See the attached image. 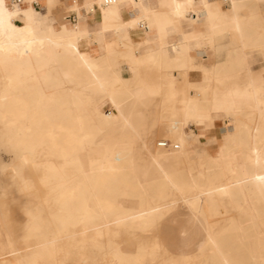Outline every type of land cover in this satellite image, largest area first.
<instances>
[{"label":"bare ground","instance_id":"1","mask_svg":"<svg viewBox=\"0 0 264 264\" xmlns=\"http://www.w3.org/2000/svg\"><path fill=\"white\" fill-rule=\"evenodd\" d=\"M41 1L47 11L55 5L51 0H0V199L22 200L28 221V228L6 229L8 240L0 232V264H66L68 252L80 242L92 253L77 264H145L147 257L163 264L155 252L162 243L158 235L151 236L166 213L160 201L179 184L190 183L199 186L188 200L189 221L203 224V236L197 239L200 231L183 228L180 253L164 264H196L193 259L206 253L209 258L201 264H264V236H258L264 231V137L250 130L248 141H238L241 129L228 132L229 146H222L206 167L172 171L176 159L188 154L187 121L199 118L204 135L215 116L202 107V98L178 97L177 77L166 84L159 77L122 81L130 79L122 74V63L128 72L161 69L167 58L176 70L186 69L185 60L196 54L190 41L200 34L182 31V41L168 40L170 30L181 29L184 21L189 29L209 25L213 45L227 35L242 41L258 20L242 16L246 2L227 0L226 7L211 9L209 0H167L157 10L145 6L147 0H70L66 19L56 27L36 7ZM188 2L194 16L183 9ZM135 8L141 14L125 19L126 10ZM129 25L140 27L130 32ZM154 27L158 46L150 47L147 31ZM135 36H146L147 47L133 49ZM66 80L95 94L102 91L93 117L86 110L88 98L66 91ZM47 85L60 87L61 97H47L41 89ZM224 100V95L214 99L217 104ZM159 101L171 105V122L146 128L141 107ZM178 104H183L181 113ZM155 127L171 145L158 141L155 147L146 138L148 160L140 164L130 139L145 137ZM55 156L64 164L58 166ZM221 160L233 173L217 183L212 177ZM231 200L247 203L248 218L219 232L209 229L217 213L212 203ZM8 215L1 207L0 219ZM120 228L129 229L128 236L101 241Z\"/></svg>","mask_w":264,"mask_h":264},{"label":"crops","instance_id":"2","mask_svg":"<svg viewBox=\"0 0 264 264\" xmlns=\"http://www.w3.org/2000/svg\"><path fill=\"white\" fill-rule=\"evenodd\" d=\"M69 1L70 0H67L65 3ZM78 1L85 2V0ZM163 1L167 0H147L145 6L158 10L162 8L161 2ZM209 1L211 2V9H215L217 5L226 7L225 2H227V0ZM243 1L246 2V6L240 10L242 16L258 18V20H256L253 25L247 27L245 31L246 35L240 43L233 42L231 35H227L216 45H213L210 35L212 30L209 25L198 23L189 29L185 21L182 23L181 29H172L168 35V40L174 43L182 41V31H191L195 34H200V36L198 35V40L192 39L190 41L196 54H194L193 57L187 58L184 62L188 66L187 70L189 71L186 72L185 69H178L176 71L178 76L177 88L180 91L178 97L187 98L192 96L193 98H202V107L209 108L211 113L215 116L214 122H212L210 128L207 129L204 135H200L204 123L201 122L199 118L196 117L187 121L186 128L188 131L185 148L188 150V154L182 156L183 159L210 160V157L217 155L220 146L227 141L226 135L228 132L236 134L238 129L242 130L241 134H237L236 136V140L238 141H248L251 137L249 134L250 130L253 131V134L257 138L264 137V61L262 60L258 63V70L254 71L247 64L250 51L246 50V48H254L260 51V53H263L264 58V0ZM183 9L194 16L191 3H185ZM225 9L230 13L231 9ZM244 9H249V11L244 12ZM201 12L205 14L204 10ZM140 14V9L135 8L126 10L123 16L125 19H131L135 17V15L137 16ZM89 17H91V14ZM140 26L143 27V24ZM140 26L129 25V31L135 32L136 30L133 27ZM157 32L158 30L156 27L147 31V37L149 39L148 44L150 47L158 46V40L155 38ZM229 37L231 38L232 47L227 49L226 58L217 62H205L210 57L209 53L211 49L217 54L221 53L220 50L225 47L227 43L226 39ZM145 38L146 36H135L132 41V48L138 49L147 47ZM91 48L95 49L96 45L91 46ZM122 48H125V51L128 49L127 47ZM165 60L168 61L167 58H163L162 62ZM122 66V74L125 77H129L130 72H128L129 70L127 69L126 63H122ZM241 74H245V81H238L237 77ZM223 95L225 96L223 104L215 103L214 99H221ZM182 107L183 104L177 105L179 113L183 112ZM213 107H215V109ZM248 108L251 109L247 110ZM244 115L245 117H243ZM224 122L226 127L225 130L222 131L221 129L223 128ZM219 139H222V141ZM201 143L207 147L206 149L208 152H199V150H201L199 144ZM261 144H263V142ZM210 145L217 146L216 153L213 154L210 152L208 148ZM201 155H203V157Z\"/></svg>","mask_w":264,"mask_h":264},{"label":"rangeland","instance_id":"3","mask_svg":"<svg viewBox=\"0 0 264 264\" xmlns=\"http://www.w3.org/2000/svg\"><path fill=\"white\" fill-rule=\"evenodd\" d=\"M12 3L14 0H11ZM17 1V0H16ZM55 3L53 7L47 11L46 6L43 5V2H39L36 5L38 9H41L43 12H47L48 15L50 16V19L55 23L56 27H59L60 22L66 19V16L68 12H66V5L65 2L67 0H51ZM244 12H248L249 9H244ZM248 20H256L257 18L253 17H245ZM254 24V23H253ZM252 24V25H253ZM241 41V40H240ZM238 41L237 43H240ZM226 44L225 47H223L220 51V54L215 53L213 49H211L210 57L208 60L205 62L210 63V62H217L219 60H223L226 58V51L230 47H232L231 43V38L226 39ZM247 51H250V55L248 57V62L247 64L254 70H258V63H260L262 60L264 61L263 58V53H260V51L254 49V48H246ZM121 51H125V48H122ZM187 66V65H186ZM188 68V66H187ZM185 69V71H189ZM181 69V68H180ZM176 69L173 64H170L167 60L161 63V69H158L157 67H148V68H135L130 72V79H124L122 80L124 83H131L134 81V78L137 76L143 77V78H161L162 82L166 84L168 81L172 80L171 78L177 77L178 81V76L176 74ZM238 81H245L246 76L245 74H241L238 77ZM66 91H78L81 93V95L84 97L88 98V104L86 105V110L88 113V116L93 117V109H94V104L97 100L102 98V91H100V94H95L92 93L89 89L81 88L76 85L74 81L66 80ZM44 93L47 95V97H56L59 98L61 97V88L60 87H52L50 85H47L46 87L41 88ZM163 91H167V89H164ZM62 106V105H60ZM66 107L65 105L62 106ZM138 107V106H136ZM134 107V108H136ZM197 107H199L197 105ZM141 109L145 111L147 115V119L141 122L142 124L146 125V128H149L153 124H163L167 125L171 122L169 119L171 116V111L172 107L171 105H168L165 102L160 103L155 102L151 104L150 106H142ZM212 124V122H211ZM223 128L221 129L222 131L225 130V123H223ZM221 136V135H220ZM224 136V135H223ZM148 140L153 143L155 147L157 146L158 141L165 140L164 134L159 131L158 127L151 128L147 136H143L141 138L139 137H134V139H130V145L135 148L136 156H137V162L138 163H145L148 160V154L145 149L146 144H149ZM221 138V137H220ZM226 140L221 146H229L230 144V139L226 136ZM143 142H142V141ZM203 140V139H202ZM222 141V139H219ZM145 146H144V144ZM201 147V150H199L200 153H205L208 152L206 149L207 147L204 146L203 143L199 144ZM209 150L211 153H216L217 151V146L216 145H210L208 146ZM229 156L230 154H224V156ZM203 157V155H201ZM213 157V156H211ZM54 162L58 165L61 166L64 164V161L62 158L55 156ZM175 163L176 165L170 166V170L172 171H178V172H183L184 170H189L191 169L194 171V168L196 169H202L203 167H206L210 160L208 159H195V160H188V159H182V157H178L176 159ZM221 162V168L218 170L217 174L212 177V180L214 182H222L229 177H231V174L233 173L228 164H224L225 160L219 161ZM179 163V165H177ZM172 167H174L172 169ZM154 170V169H153ZM207 184L203 185V187H206ZM199 185L197 184H179L178 190H175L173 192H168L166 195V198L162 199L160 202L162 203L163 209L166 211L163 217L159 219V222L157 223V229L155 232L151 233V236L158 235L159 236V242H161V246L157 247L155 252L158 255L157 262L161 261V259L164 261L163 264L167 261L169 262V257L173 255H177L180 252H177L180 250L181 247V231L182 229L186 228L189 231L192 230H198L199 234H195L197 239L203 236L202 228L203 224L201 222H198L196 225H191L190 224V209L188 208L187 204L189 203V199L192 196V193L194 189H197ZM1 201L5 200V202H0V208L3 207L6 210H9V215L6 217V219H0V232L2 233L1 238L2 239H7L6 236V229L8 228H18L20 227L21 229L28 228V221L25 219V215L22 212V205L23 202L22 200H11V197H6V198H1ZM213 206H215L217 213L211 216V220L207 224V227L209 229H212L213 231L219 232L221 230H224L225 228H229L232 225V222H239L241 220H245L248 218L249 215V210H248V205L245 201L242 200H231V201H223V202H213ZM212 221V222H211ZM217 222V223H214ZM260 228L264 229V224L260 223ZM111 229H116L115 227H111ZM127 228H120V230H112L103 238L101 239L102 242H106L109 240V238H124L128 236L130 231ZM258 236H264V231L258 234ZM197 241V240H195ZM182 247H185L184 245ZM182 250V248H181ZM62 253V252H61ZM92 253L91 246L84 244L83 242H80L76 245L75 248L72 249L71 252H68L66 264H77L79 261H81L83 258L87 257ZM189 254H194L196 252H188ZM62 255V254H61ZM199 257V259H198ZM195 257L193 260L196 264H201L202 261H206L209 258V254H203L201 256ZM145 264H152V261L150 260V257H147V261Z\"/></svg>","mask_w":264,"mask_h":264},{"label":"built area","instance_id":"4","mask_svg":"<svg viewBox=\"0 0 264 264\" xmlns=\"http://www.w3.org/2000/svg\"><path fill=\"white\" fill-rule=\"evenodd\" d=\"M18 2H21V0H17ZM105 1V3H111V2H113V1H115V0H104ZM37 4V3H36ZM70 18L72 19V20H75V13H72L71 14V16H70ZM159 145L160 146H162V147H168V146H170L171 145V143L169 142V141H167V140H162V141H160L159 142ZM174 147H178L176 144L174 145Z\"/></svg>","mask_w":264,"mask_h":264}]
</instances>
